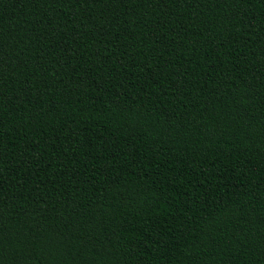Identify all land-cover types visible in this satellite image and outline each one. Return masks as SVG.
<instances>
[{"label": "trees", "instance_id": "1", "mask_svg": "<svg viewBox=\"0 0 264 264\" xmlns=\"http://www.w3.org/2000/svg\"><path fill=\"white\" fill-rule=\"evenodd\" d=\"M0 264H264V0H0Z\"/></svg>", "mask_w": 264, "mask_h": 264}]
</instances>
